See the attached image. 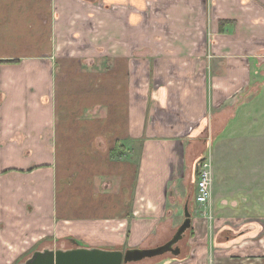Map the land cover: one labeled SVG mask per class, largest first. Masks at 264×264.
Segmentation results:
<instances>
[{"label":"crops","instance_id":"obj_1","mask_svg":"<svg viewBox=\"0 0 264 264\" xmlns=\"http://www.w3.org/2000/svg\"><path fill=\"white\" fill-rule=\"evenodd\" d=\"M142 1L130 4L146 17L0 0V264L58 239L135 249L167 236L192 214L207 140L213 164L214 144L251 137L238 120H264V0ZM201 217L181 264L264 251L259 227L209 250Z\"/></svg>","mask_w":264,"mask_h":264},{"label":"rangeland","instance_id":"obj_2","mask_svg":"<svg viewBox=\"0 0 264 264\" xmlns=\"http://www.w3.org/2000/svg\"><path fill=\"white\" fill-rule=\"evenodd\" d=\"M78 4H87L95 9L104 10L110 12V14H116L117 12H136L138 16L146 17V14L143 11L144 8L131 6V0H74ZM145 1L143 5H145ZM150 2V1H149ZM139 5V3L135 4ZM154 5V4H153ZM101 6V7H99ZM138 8V10H137ZM55 23H58L57 21ZM53 24V23H52ZM54 25V24H53ZM74 39H79L78 37H73ZM72 40V39H71ZM70 40V41H71ZM79 42V41H78ZM77 42V43H78ZM256 90H254V93ZM253 106L261 107L259 103H253L251 106L252 111H254ZM263 109V107H262ZM229 117V115H227ZM225 116V117H227ZM262 117L264 119V112L262 113ZM255 117H252L247 120V122H241L238 120L237 125H243L248 128L251 137L240 138L239 140H232L226 144H219L215 147L213 145V150L217 148V158L213 161L212 171H213V195L212 200L218 199L215 210L212 213V204L201 206L194 203V208L192 209L191 217L195 218L196 216H202L201 218H206L208 224L205 225V231L207 233V247L210 250L212 245V238L214 243L217 241V247L225 248L227 245H231V243H238L240 240L244 238L249 239L255 238L257 234V228L259 227L260 232H263L264 229V120L258 119L256 122L254 120ZM232 126V124H231ZM255 126V127H253ZM208 127V126H207ZM235 127V128H236ZM205 129V126H203ZM241 130L244 132V129ZM208 129V128H207ZM201 131V129H200ZM243 132L239 135H243ZM209 133V129L207 130V134ZM233 139V138H232ZM235 139V138H234ZM199 145V148L203 149V147ZM219 147V148H218ZM198 148V147H197ZM209 144L207 140L206 151L203 155L209 154ZM196 150V149H195ZM209 157V156H208ZM59 172L62 173L64 170L63 160L59 158L58 166ZM62 175V174H61ZM60 175V176H61ZM96 181V180H95ZM197 186V185H196ZM63 187L61 186V189ZM195 196V195H194ZM196 198V197H195ZM194 198L191 199L193 201ZM214 203V202H213ZM182 209V208H181ZM133 213V212H132ZM180 218V220H179ZM220 219L223 224V227L226 224L225 230L223 229L222 233L216 234L214 229H212V219ZM140 219V218H139ZM185 219L184 210H180V214L178 216V221L175 223L172 231L164 237L151 236L148 238L141 249H149L156 248L158 246L164 245L168 241H170L173 236L176 234L178 228L183 223ZM254 228V229H253ZM213 230V231H212ZM247 231L245 237L240 238V232ZM255 232V233H253ZM228 236L231 238L230 241L226 242L225 237ZM213 234L216 239H214ZM187 236L183 238L176 246L181 248L180 257H175L171 253H167L163 256L145 259L140 262L129 263V264H181L185 259L193 257V254H189L190 246L193 241L187 242ZM82 246L91 248L93 246L89 245L91 242L80 241ZM129 238L126 241L125 246H114L111 244L98 245L102 247V249L106 250H120L126 252V246H128ZM264 245V242L261 243ZM93 245H95L93 243ZM174 246V247H176ZM79 245L74 241H63V239H58L54 243H45L40 246V250H69L78 248ZM95 247H97L95 245ZM215 248L216 245L214 244ZM192 248V247H191ZM193 251V249H192ZM253 252L249 257L245 256H237L234 257L235 262H241L240 264H264V251ZM188 254L190 257H188ZM25 257V256H24ZM209 254L207 255L208 260ZM217 260L218 264H231L228 260L231 258H225ZM260 258V261L256 259ZM247 259V260H246ZM249 259V260H248ZM209 262H207L208 264Z\"/></svg>","mask_w":264,"mask_h":264},{"label":"water","instance_id":"obj_3","mask_svg":"<svg viewBox=\"0 0 264 264\" xmlns=\"http://www.w3.org/2000/svg\"><path fill=\"white\" fill-rule=\"evenodd\" d=\"M192 218L188 206L185 219L173 238L164 245L149 249L106 250L101 248L78 247L69 250H37L20 264H129L171 253L178 257L181 248L176 246L191 228ZM176 246V247H174Z\"/></svg>","mask_w":264,"mask_h":264},{"label":"built area","instance_id":"obj_4","mask_svg":"<svg viewBox=\"0 0 264 264\" xmlns=\"http://www.w3.org/2000/svg\"><path fill=\"white\" fill-rule=\"evenodd\" d=\"M212 162L207 157L200 165H198L197 173L199 179L197 182L196 202L198 205L205 206L211 203L212 200V184H213V171Z\"/></svg>","mask_w":264,"mask_h":264},{"label":"trees","instance_id":"obj_5","mask_svg":"<svg viewBox=\"0 0 264 264\" xmlns=\"http://www.w3.org/2000/svg\"><path fill=\"white\" fill-rule=\"evenodd\" d=\"M16 60H13L12 62H15ZM113 155H114V153H113ZM207 158V155H203L201 158H200V160H199V165L205 160ZM198 179H199V175H198V173L196 174V182H198ZM194 203L196 204V199L194 198L193 199V201H191L190 202V206H192V209L194 208ZM192 211V210H191ZM37 250H40V249H38V247H35L34 249H32L27 255H25V257L22 259V260H20L17 264H20V263H22V262H24L26 259H28L35 251H37ZM182 254V253H181ZM180 254V255H181ZM180 257V256H179Z\"/></svg>","mask_w":264,"mask_h":264}]
</instances>
